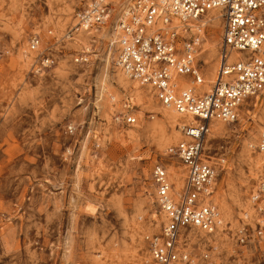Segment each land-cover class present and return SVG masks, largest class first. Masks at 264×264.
I'll use <instances>...</instances> for the list:
<instances>
[{"label": "rangeland", "instance_id": "1", "mask_svg": "<svg viewBox=\"0 0 264 264\" xmlns=\"http://www.w3.org/2000/svg\"><path fill=\"white\" fill-rule=\"evenodd\" d=\"M90 1L0 0V264H154L147 238L164 218L152 170L165 167L175 188L169 168L181 166L168 149L182 137L149 89L135 85L138 97L134 83L117 81L107 33L137 0H107V24L84 30L77 14ZM201 26L199 53L204 44L216 50L209 64L206 54L196 58L204 76L211 66L217 72L222 21L212 32ZM262 128L264 92L246 99L221 134L208 133L210 201L221 225L187 233L194 264L204 252L215 264H264L261 215L250 202L264 178L254 149Z\"/></svg>", "mask_w": 264, "mask_h": 264}, {"label": "built area", "instance_id": "2", "mask_svg": "<svg viewBox=\"0 0 264 264\" xmlns=\"http://www.w3.org/2000/svg\"><path fill=\"white\" fill-rule=\"evenodd\" d=\"M215 9L222 21L218 68L209 91H203L196 62L200 35L187 24ZM110 16L107 0H92L77 14L78 26L84 30L104 27ZM125 16L117 18L115 67L149 89L161 106L195 120V125L179 129L181 140L168 149V156L185 172L178 196L172 192L165 167L156 165L152 170L155 202L164 222L158 234L147 238L148 251L154 264H194L186 247L187 233L210 235L221 225L210 201L216 171L204 148L209 124L234 123L242 103L264 92V0H137ZM37 45L36 38L30 40V50ZM232 53L244 55L231 57ZM43 64L49 66L51 61L46 58ZM179 77L188 81H179ZM134 122V118H125L128 125ZM254 149L264 152V128ZM250 202L261 215L256 223V235L261 236L264 178L251 193ZM239 235L243 244L244 230ZM201 260L215 264L208 252Z\"/></svg>", "mask_w": 264, "mask_h": 264}, {"label": "bare ground", "instance_id": "3", "mask_svg": "<svg viewBox=\"0 0 264 264\" xmlns=\"http://www.w3.org/2000/svg\"><path fill=\"white\" fill-rule=\"evenodd\" d=\"M127 13V10H124L123 13L118 17V18H122L125 16V14ZM126 17V16H125ZM124 17V18H125ZM123 18V19H124ZM219 18L221 19V13L219 10L215 9V10H211L209 11L205 16H203L202 18H200L199 20L195 21V22H189L187 24V26L191 29V32L195 33H199L200 35V38H201V33H202V26H201V23H204L206 26L209 27L210 29V32H212V28L214 26V24L219 21ZM204 19V20H203ZM174 25H179L176 21L173 22ZM204 26V25H203ZM83 29V28H81ZM111 30L107 33V37H108V46L110 48H113L116 46V43H117V33H118V29H117V20L116 22L114 23V25L110 28ZM79 30V28L77 29V31ZM204 33V32H203ZM215 48L213 46V44H211L210 46H206V44L202 45V49H201V52L197 54V57L199 55H202V54H206L207 55V59L204 60V64H209L210 61H212L210 59L209 61V58H212L215 55ZM233 56H241V54L239 53H232L231 54V57ZM213 59V58H212ZM118 78H117V81L120 83V84H125V85H128L126 82L127 80L129 82H132L134 83V86L135 85H138L135 81H132L130 80L124 73H122V71H120L118 69ZM203 77V84L199 87V89L203 90V91H209L211 85L213 84L214 80H215V77H216V73H215V70H214V67L211 66V68L208 70V72L206 74H204ZM139 86V85H138ZM128 87V86H127ZM135 89V93L136 95L139 97L140 96V92H138V87H134ZM103 90V88H102ZM103 93V92H102ZM142 97L144 94H141ZM163 107V106H162ZM162 115L163 117L166 119V121H168L167 123H170L171 125H176L178 127L177 129V134H179L180 132V128L181 127H184V126H193L195 125V120L192 119L191 117L189 116H182V115H179L177 114L176 112H174L171 108H165L163 107L162 108ZM229 123H226V122H222V121H212L210 122L209 124V127H208V133H211V135H219L221 134V130L224 129V127L228 126ZM176 131V130H175ZM207 133V135H208ZM182 137V136H181ZM207 137V136H206ZM178 138V137H177ZM260 156L261 157H264V152L260 153ZM260 159V158H259ZM258 159V161H259ZM261 161V160H260ZM180 170H174V169H170L169 168V176L171 178V181L174 182L175 184V191L174 189L172 188V192L175 194V196H178L179 194V190H181V186L182 183H183V176H184V173H183V168H179ZM179 191V192H178ZM196 235V234H195ZM200 236H204L203 233L201 234H198ZM189 236V235H188ZM202 238V237H201ZM200 238V239H201ZM208 238V237H207Z\"/></svg>", "mask_w": 264, "mask_h": 264}]
</instances>
